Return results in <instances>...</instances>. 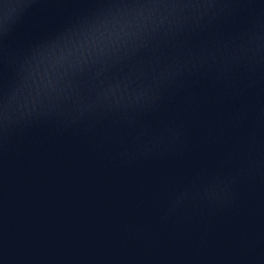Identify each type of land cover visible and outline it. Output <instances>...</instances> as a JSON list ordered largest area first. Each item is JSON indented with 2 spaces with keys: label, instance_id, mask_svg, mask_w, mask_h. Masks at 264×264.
<instances>
[{
  "label": "water",
  "instance_id": "95a60500",
  "mask_svg": "<svg viewBox=\"0 0 264 264\" xmlns=\"http://www.w3.org/2000/svg\"><path fill=\"white\" fill-rule=\"evenodd\" d=\"M0 264H264V0H0Z\"/></svg>",
  "mask_w": 264,
  "mask_h": 264
}]
</instances>
